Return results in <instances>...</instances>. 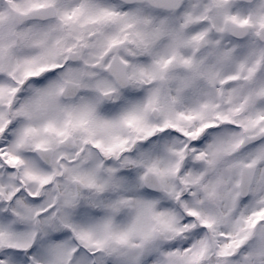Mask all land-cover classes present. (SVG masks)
Here are the masks:
<instances>
[{"label":"snow or ice","instance_id":"1","mask_svg":"<svg viewBox=\"0 0 264 264\" xmlns=\"http://www.w3.org/2000/svg\"><path fill=\"white\" fill-rule=\"evenodd\" d=\"M0 264H264V0H0Z\"/></svg>","mask_w":264,"mask_h":264}]
</instances>
